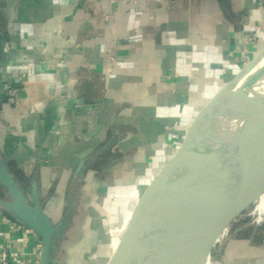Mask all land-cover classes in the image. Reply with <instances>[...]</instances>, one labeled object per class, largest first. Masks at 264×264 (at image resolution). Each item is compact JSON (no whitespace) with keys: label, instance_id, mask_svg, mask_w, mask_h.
<instances>
[{"label":"crops","instance_id":"1","mask_svg":"<svg viewBox=\"0 0 264 264\" xmlns=\"http://www.w3.org/2000/svg\"><path fill=\"white\" fill-rule=\"evenodd\" d=\"M263 49L264 0H0V148L52 219L77 196L89 236L69 262L111 264L197 116ZM22 65L40 79L9 98ZM118 193L132 207L103 225ZM16 225L0 212V242L29 257L40 238ZM254 237L221 230L218 264H263Z\"/></svg>","mask_w":264,"mask_h":264},{"label":"water","instance_id":"2","mask_svg":"<svg viewBox=\"0 0 264 264\" xmlns=\"http://www.w3.org/2000/svg\"><path fill=\"white\" fill-rule=\"evenodd\" d=\"M263 155L264 49L197 116L134 210L111 264L212 260L226 221L264 192V172L254 170L264 166ZM0 189L6 194V199L0 197V212L39 236L40 264H66L87 240L84 232L79 243L56 258L60 226L45 210L37 183L25 187L1 148Z\"/></svg>","mask_w":264,"mask_h":264},{"label":"rangeland","instance_id":"3","mask_svg":"<svg viewBox=\"0 0 264 264\" xmlns=\"http://www.w3.org/2000/svg\"><path fill=\"white\" fill-rule=\"evenodd\" d=\"M174 144V146L176 147L178 145V143H172ZM166 159L167 158H163L160 162L156 163L155 165L157 166V164L159 165V167L164 166V164L166 163ZM263 161H264V155L262 157ZM155 165L153 166V168L155 167ZM256 171L257 174L259 173H263L264 172V166L262 167H257L254 169ZM129 192V191H128ZM127 194L125 195H120L115 194L113 195L112 199L110 200V203L107 205L106 209L104 211H102V213L100 214L101 217V222L103 225H106L107 223L112 222L113 220L117 219L120 217L121 212L126 209L127 207H132V202L128 201L126 199ZM124 197V198H123ZM256 204H254L252 206V208L255 207ZM257 214L260 216L264 215V196L260 198L258 204H257ZM84 223L82 220V216L81 213L79 214V212L76 210L73 212H70L68 216H66V219L63 221L62 225L59 224L60 229H61V233L60 235L57 237L56 241L57 244L59 246V256H61L64 251H66L67 249H69L72 246H75L77 243L80 242V240L83 237V233L81 230V224ZM98 227L97 225L95 226L96 230ZM60 236H63L62 238H60ZM94 240V239H93ZM103 243V240H102ZM75 255V254H74ZM73 255V256H74ZM108 254L106 255H102L101 257V262L105 263L108 259ZM90 257L86 256V259H89ZM219 258V257H218ZM221 259H215L214 260V264H218L219 261ZM81 261L80 264H89L87 263L88 261ZM221 262V261H220ZM66 264H74L69 262V259L67 260ZM77 264V263H75ZM213 264V262H212ZM264 264V261H263Z\"/></svg>","mask_w":264,"mask_h":264},{"label":"built area","instance_id":"4","mask_svg":"<svg viewBox=\"0 0 264 264\" xmlns=\"http://www.w3.org/2000/svg\"><path fill=\"white\" fill-rule=\"evenodd\" d=\"M32 79L36 80L40 78L34 75L29 66L22 65L19 68V74L15 81H8L6 84L7 96L14 99L18 94V87ZM15 229L24 230L26 233L32 231L31 229L21 225H16ZM41 253V240L36 245V252L29 257L22 252L13 250L9 241L0 242V264H40Z\"/></svg>","mask_w":264,"mask_h":264},{"label":"flooded vegetation","instance_id":"5","mask_svg":"<svg viewBox=\"0 0 264 264\" xmlns=\"http://www.w3.org/2000/svg\"><path fill=\"white\" fill-rule=\"evenodd\" d=\"M263 196H264V192L261 196L256 197V199L253 202H251L248 207H246L241 212H239L235 217L226 221V226L224 227V235L225 236L227 234H229L230 232H235L239 228V226H241V225L245 229H247V226H248L251 228L252 232L255 230L254 239L258 240V242H260L264 248V215L263 216L258 215L257 210H256L257 204H258L260 198ZM0 197L2 199H6V194H5L4 190L1 191ZM74 201L75 202L73 203V205H71L68 210L63 212L59 218L52 219L54 226H58L61 222H63L66 219V216H68L70 212H73L74 210L76 212L77 206L75 203L77 201V196L74 197ZM42 202H43V200H42ZM254 204H256V205L254 208H252V206ZM257 225L259 227H256ZM59 252H60V250L57 251L56 258L59 257ZM213 254L214 255L218 254L219 258L223 256L222 254L216 252V245L213 246V248H212V256H213Z\"/></svg>","mask_w":264,"mask_h":264},{"label":"bare ground","instance_id":"6","mask_svg":"<svg viewBox=\"0 0 264 264\" xmlns=\"http://www.w3.org/2000/svg\"><path fill=\"white\" fill-rule=\"evenodd\" d=\"M212 261L213 260H210L209 258H205L200 264H212Z\"/></svg>","mask_w":264,"mask_h":264}]
</instances>
